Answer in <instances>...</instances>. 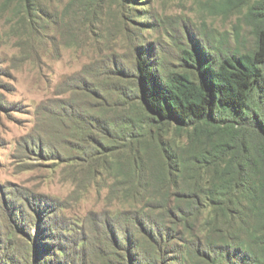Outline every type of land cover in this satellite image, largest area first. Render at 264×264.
Listing matches in <instances>:
<instances>
[{
    "label": "rangeland",
    "instance_id": "1",
    "mask_svg": "<svg viewBox=\"0 0 264 264\" xmlns=\"http://www.w3.org/2000/svg\"><path fill=\"white\" fill-rule=\"evenodd\" d=\"M244 13L222 0H40L29 12L0 0V264H131L167 247L149 244L157 221L173 237L158 263L188 264L183 227L130 191L124 120H147L137 60L164 74L186 50L250 48Z\"/></svg>",
    "mask_w": 264,
    "mask_h": 264
},
{
    "label": "trees",
    "instance_id": "2",
    "mask_svg": "<svg viewBox=\"0 0 264 264\" xmlns=\"http://www.w3.org/2000/svg\"><path fill=\"white\" fill-rule=\"evenodd\" d=\"M39 2L5 0L28 12ZM222 5L245 10L252 47L214 57L186 50L179 67L164 74L137 60L136 88L147 120L143 126L124 120L131 132L124 146L138 179L130 191L142 208L163 210L183 227L181 263L194 264L192 257L196 264H264V0ZM144 130V141L136 140ZM154 177L165 182L164 191H151ZM138 214L145 230L151 217ZM162 224L149 229L148 241L167 247L152 243L149 258L131 264H159L163 254L166 261L173 237ZM138 256L144 257L141 244Z\"/></svg>",
    "mask_w": 264,
    "mask_h": 264
}]
</instances>
